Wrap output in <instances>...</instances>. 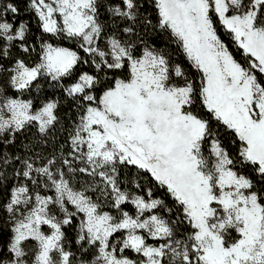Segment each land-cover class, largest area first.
<instances>
[{"label":"snow or ice","instance_id":"obj_1","mask_svg":"<svg viewBox=\"0 0 264 264\" xmlns=\"http://www.w3.org/2000/svg\"><path fill=\"white\" fill-rule=\"evenodd\" d=\"M0 264H264V0H0Z\"/></svg>","mask_w":264,"mask_h":264}]
</instances>
